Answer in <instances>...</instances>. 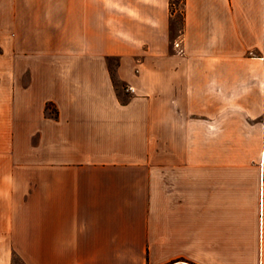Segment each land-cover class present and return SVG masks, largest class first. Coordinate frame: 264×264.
<instances>
[{"label": "crops", "instance_id": "1", "mask_svg": "<svg viewBox=\"0 0 264 264\" xmlns=\"http://www.w3.org/2000/svg\"><path fill=\"white\" fill-rule=\"evenodd\" d=\"M26 1L0 264H264V0Z\"/></svg>", "mask_w": 264, "mask_h": 264}, {"label": "rangeland", "instance_id": "2", "mask_svg": "<svg viewBox=\"0 0 264 264\" xmlns=\"http://www.w3.org/2000/svg\"><path fill=\"white\" fill-rule=\"evenodd\" d=\"M26 0H0V70L8 68L7 59L8 57L14 55L8 48H5L4 45L1 43L6 42L8 43L9 35L12 33L9 27V19L14 14L13 8H16L17 14V26L15 29H23V22L26 12ZM184 0H172V9L176 10L179 9L181 12L183 10ZM180 12V16L182 17V13ZM12 31L13 27H12ZM23 51V50H22ZM4 63H6L4 65ZM3 102V100H2ZM3 117L8 116L7 110L1 113ZM2 154L8 155L9 153H16V146L8 145L9 137L14 135V130L10 133V129L8 127V122L5 121L2 123ZM20 151L17 150V153Z\"/></svg>", "mask_w": 264, "mask_h": 264}, {"label": "trees", "instance_id": "3", "mask_svg": "<svg viewBox=\"0 0 264 264\" xmlns=\"http://www.w3.org/2000/svg\"><path fill=\"white\" fill-rule=\"evenodd\" d=\"M49 106H50V104H49Z\"/></svg>", "mask_w": 264, "mask_h": 264}]
</instances>
